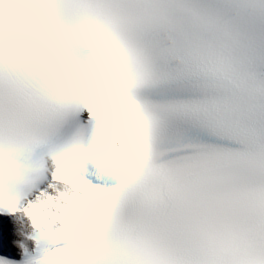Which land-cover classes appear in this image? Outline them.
I'll return each mask as SVG.
<instances>
[{
  "label": "snow or ice",
  "instance_id": "obj_1",
  "mask_svg": "<svg viewBox=\"0 0 264 264\" xmlns=\"http://www.w3.org/2000/svg\"><path fill=\"white\" fill-rule=\"evenodd\" d=\"M0 217V264H264V0H0Z\"/></svg>",
  "mask_w": 264,
  "mask_h": 264
},
{
  "label": "clouds",
  "instance_id": "obj_2",
  "mask_svg": "<svg viewBox=\"0 0 264 264\" xmlns=\"http://www.w3.org/2000/svg\"><path fill=\"white\" fill-rule=\"evenodd\" d=\"M3 23L5 25L6 30H11L13 33H15V31L18 29L19 25L21 24V21L14 16L9 17L6 14Z\"/></svg>",
  "mask_w": 264,
  "mask_h": 264
}]
</instances>
